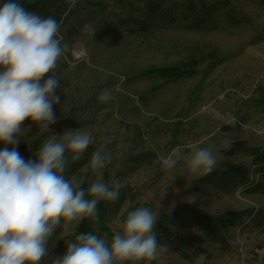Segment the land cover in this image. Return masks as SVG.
<instances>
[{
    "label": "rangeland",
    "instance_id": "rangeland-1",
    "mask_svg": "<svg viewBox=\"0 0 264 264\" xmlns=\"http://www.w3.org/2000/svg\"><path fill=\"white\" fill-rule=\"evenodd\" d=\"M56 1L51 10L69 46L57 70L56 123L38 135L24 121L20 155L36 157L52 133L88 130L94 142L66 176L89 186L91 156L110 140L103 180L119 179L130 193L118 210L110 204L107 231L91 223L96 235L110 243L143 204L158 213L157 240L168 247L151 264H264V0ZM175 67L178 79L163 72ZM105 89L108 103L98 99ZM177 146L185 158L164 169L160 157ZM202 147L212 148L215 168L192 174L187 160ZM80 226L65 239L58 228L42 264L63 257Z\"/></svg>",
    "mask_w": 264,
    "mask_h": 264
},
{
    "label": "clouds",
    "instance_id": "clouds-1",
    "mask_svg": "<svg viewBox=\"0 0 264 264\" xmlns=\"http://www.w3.org/2000/svg\"><path fill=\"white\" fill-rule=\"evenodd\" d=\"M60 27L54 16L28 11L17 0L0 6V143L5 145L0 150V264H42L58 228V238L65 239L73 226L97 220L98 203L115 202L124 187L119 179L103 180L102 170L113 160L112 153L104 151L110 140L91 156L88 167L96 179L87 190L66 176L70 164L94 142L88 130L52 133L34 160H25L17 150L19 138L28 131L22 127L24 121L37 125L38 135L50 133L56 123L54 105L60 102L56 90L61 78L57 70L69 47ZM82 29L93 37L91 23ZM98 99L108 103L109 90ZM184 158L183 147L177 146L160 162L171 170ZM187 165L196 175L213 171L212 148H194ZM157 220L158 213L141 204L127 212L122 231L114 233L110 243L92 231L76 234L67 240L66 254L52 264H151L168 253L167 245L158 243Z\"/></svg>",
    "mask_w": 264,
    "mask_h": 264
},
{
    "label": "trees",
    "instance_id": "trees-1",
    "mask_svg": "<svg viewBox=\"0 0 264 264\" xmlns=\"http://www.w3.org/2000/svg\"><path fill=\"white\" fill-rule=\"evenodd\" d=\"M56 3H58V7L57 9H59V3L62 5V2H58L56 0H36L34 3L32 4H28V5H23L28 11H34L37 12L38 14H40L41 16L47 17V16H54L57 19V16L55 13L52 12L51 8L54 7L56 5ZM157 72V70H156ZM159 72V71H158ZM164 73L168 74V77L170 78H175L178 79L180 77H182L184 75L183 72H181V69H179L178 67H175L173 69H166L163 71ZM39 149L38 146H36V150L37 151ZM1 150V149H0ZM35 155L30 154V156L26 159V160H34L36 159V157H34ZM264 158V157H263ZM261 158V159H263ZM83 188H85V190H87V188L89 187L88 185H84L82 186ZM130 193L128 190L126 189H121L120 191V195H119V199L116 200L115 202H111V201H106V200H101L98 205H97V211H98V219L95 221L92 220H84L81 222V226H80V233H87V232H93L94 234H96V231L94 228L91 227V223L93 225H100L101 230H108L106 227V224L104 222V219L107 216V213L109 212V206L114 205L115 208L118 210L119 207L122 206L123 203H125V201L127 200V198L129 197ZM199 219L201 220V224H203V226L205 227V229L207 230H216V233H219V227L217 228V224L214 223L213 219L207 217L204 219H201V217H199Z\"/></svg>",
    "mask_w": 264,
    "mask_h": 264
}]
</instances>
